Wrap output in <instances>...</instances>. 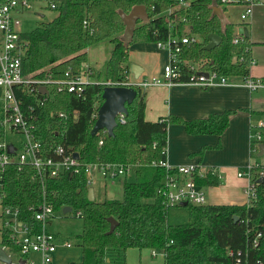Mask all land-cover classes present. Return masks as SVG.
<instances>
[{
  "label": "trees",
  "instance_id": "1",
  "mask_svg": "<svg viewBox=\"0 0 264 264\" xmlns=\"http://www.w3.org/2000/svg\"><path fill=\"white\" fill-rule=\"evenodd\" d=\"M177 1L48 0L54 5L48 8L56 9V16L20 33L25 45L21 70L31 78H60L68 70L78 74L88 61V47L105 40L112 44L99 79H92L80 94L52 91L40 102L38 98L43 93L38 88L29 91L31 84L13 87L25 115L35 116L34 133L44 155L53 156L52 148L61 145L66 151L77 153L82 165L77 172L69 170L48 178L43 188L33 166L23 164L18 168L15 163L7 164L0 178L1 203L18 209L19 220L33 232L40 230V223L33 219L29 207L41 203L44 195L55 211L64 206L80 211L81 259L70 264H126L129 247L159 250L163 264H233L228 250L247 251L249 264H264V183L256 182L255 199L242 204L166 206L158 192L166 175L158 163L166 160L168 123H182L189 134L220 135L228 125L230 110L189 120L178 116L145 120L144 93L139 86L130 84L136 96L126 104L124 121L120 122L117 116L111 132L100 129L95 135L90 133L103 101L105 82L126 79L128 50L134 42H165L175 36L179 51L174 64L180 73L175 80L187 81L199 71H215L229 79L249 75L248 37L241 36L237 43L232 41L236 36L234 25L213 12L222 5L221 0H184L185 6L170 11ZM137 4L145 6L148 20H136L130 38L124 40L122 14ZM211 33L218 35L220 42L206 50L203 47L210 41ZM186 36L198 39L181 43ZM87 162L136 163L135 181L123 182L121 200L90 201L88 174L83 168ZM195 181L217 185L219 177L207 171ZM234 215L238 217L236 221ZM108 217L117 222L111 233H106L110 226ZM257 230L263 235L252 247ZM9 231L3 228L1 245L18 253L19 247L9 239Z\"/></svg>",
  "mask_w": 264,
  "mask_h": 264
},
{
  "label": "built area",
  "instance_id": "2",
  "mask_svg": "<svg viewBox=\"0 0 264 264\" xmlns=\"http://www.w3.org/2000/svg\"><path fill=\"white\" fill-rule=\"evenodd\" d=\"M223 5L242 6L240 13V24L243 25L252 13L253 6L256 0H221ZM32 0H0V87L3 89L0 117V178L4 167L7 164L15 163L20 168V165L28 164L33 166L35 176L40 180L43 188L45 181L51 177H58L65 171L71 170L77 172L79 170L80 161L75 158L73 153L66 151L63 146L57 145L52 148L53 156H45L41 149V142L36 138L35 116L25 115L22 111L19 100L15 97L13 87L17 85H29V91H34L40 86H44L46 91L38 101L42 102L47 99L52 91H74L80 94L84 86L91 82L85 79L82 72L72 74L70 70L66 71L60 78L43 77L31 78L24 76L21 70V60L24 52V41L20 38L19 25L20 18L17 16L18 10H30L33 8ZM51 7L54 5L50 3ZM184 0H178L170 11L178 9L180 6H185ZM84 26L86 21H83ZM233 42L237 43L238 38L242 35L235 31ZM195 41V37H182L181 43ZM179 41L175 36H170L165 42H156L159 48L168 51V61L162 68V76H152L148 79L129 80L126 76L123 82H105V85H124L129 86L135 84L140 88H146L153 85L166 84L172 85L175 83H189L197 85L201 88L231 84V80L215 71H199L192 75L187 81L175 80L180 73L177 70L175 63L176 53L179 51ZM253 62L251 58L250 64ZM201 72H206L203 74ZM242 85L246 86L250 91L258 88H264V77H251L247 75L241 78ZM32 109L31 105L28 106ZM59 115H63L61 112ZM77 111H74L73 117L76 118ZM119 121H124V114H118ZM163 120V119H161ZM19 133L22 137L20 140L21 149L17 152L16 147L11 153L7 151V145L10 142H5L1 139V135L5 132ZM101 143V141H100ZM264 143V120H259L252 126L250 134V152L259 153V145ZM155 163V162H153ZM166 170V175L162 187L158 190L162 201L166 206L178 205L183 201L194 205L207 204V198L204 190L195 181V178L203 177L207 171L213 172L212 169H206L200 164L191 163L186 165H170L166 160L158 163ZM136 163H116V162H87L83 164L85 172L88 174V184L91 182L90 174L98 172L104 179L115 180L123 177L131 171H134ZM238 176H245L247 184L244 188L246 194V202L249 203L256 197V180L264 176V164L258 162H249L242 169L238 170ZM1 188V182H0ZM45 193V191H44ZM2 215L4 217V228H8L9 239L13 244L19 247V258L24 260V264H52L53 256L58 247H70L71 242L68 239L62 238L57 234L47 229V223L55 215V210L51 202L45 195L43 200L36 206H30L29 209L33 212V219L40 223V230L33 232L31 227L19 220V211L16 208L3 206L1 203ZM77 215H81L77 211ZM263 233L260 230L254 232L252 238V247L257 246L259 238ZM155 254V250H152ZM228 254L233 257V264H249L247 251L228 250ZM17 262V260H16Z\"/></svg>",
  "mask_w": 264,
  "mask_h": 264
},
{
  "label": "crops",
  "instance_id": "3",
  "mask_svg": "<svg viewBox=\"0 0 264 264\" xmlns=\"http://www.w3.org/2000/svg\"><path fill=\"white\" fill-rule=\"evenodd\" d=\"M32 1L34 2L32 9L18 10L16 13L21 20L20 32L25 31L22 28L24 22L39 16L43 17L45 11L51 9L50 6L48 8V5H50L48 0ZM242 9L239 4L220 5L222 19L234 25V34L235 31L238 32L240 26H246L247 28L248 35L246 37H248L250 43L249 53L253 59L249 66V75L254 78L264 77V0H256L251 15L243 25L240 24L239 18ZM55 16H49V20ZM91 47L93 46L86 49L88 61L80 71L83 74L87 70V73L83 74L87 80L99 79L98 73L103 69V67L102 69L93 68V65L98 63L91 58L89 52ZM167 61L168 51L159 48L156 42H134L130 44L128 50L129 71L127 78L129 80H142L152 76L160 77L162 76V68ZM133 63L141 67V72L136 78L130 69ZM230 80L231 84L204 88L189 83L159 84L141 88L144 93L145 120H167L170 116H178L189 120L204 118L210 114L222 113L226 110L231 111L228 125L220 135L208 133L189 134L182 123H168L166 128V162L168 164L186 165L196 163L203 168L212 169L218 175L219 182L217 185L199 184L206 194L207 204H242L246 202L244 188L247 184V178L238 176L237 172L252 160L250 134L253 124H256L259 120H264V88L250 91L240 83L241 77H232ZM0 90L3 93L2 87H0ZM41 92L43 93V91ZM2 93H0V117L2 115ZM10 143L12 149H14V143ZM1 212L0 205V246L12 258V252L1 245L4 228V217ZM59 248L64 247H58L57 250ZM133 248L136 247L127 248L126 254L129 249ZM152 250L155 249H149L148 254L151 259L159 254L162 256L163 261L162 252L155 250V254H152ZM15 254H17V262L12 258L10 264H19V254ZM0 264L6 263L0 261Z\"/></svg>",
  "mask_w": 264,
  "mask_h": 264
},
{
  "label": "rangeland",
  "instance_id": "4",
  "mask_svg": "<svg viewBox=\"0 0 264 264\" xmlns=\"http://www.w3.org/2000/svg\"><path fill=\"white\" fill-rule=\"evenodd\" d=\"M56 15V9H48L45 11L43 17L33 18L22 25L23 30L29 31L37 26L41 21H48L49 16ZM198 39V37H195ZM91 58L94 59L98 64L93 65L94 69H102L103 63L107 60L112 49V44L105 40L98 45H93L90 48ZM87 73V70L84 72ZM0 93L2 91L0 90ZM1 139L5 142L14 143L17 152L21 149L20 140L22 139L19 133L5 132L1 135ZM251 162H258L264 164V154L259 155L258 153H252ZM91 182L89 187L93 189V195L95 201H103L104 199H123L122 184L124 181L133 182L135 181L134 171L129 172L123 177L115 180L104 179L98 172H92L90 174ZM54 216L47 223V229L65 239H68L72 246L59 248L55 252L53 258V264H70L72 261H80L81 258V247L79 235L82 230V218L77 215L76 210L63 213L62 209L56 210ZM7 249V248H6ZM9 250V249H8ZM10 251V250H9ZM11 252V251H10ZM149 249H129L128 253H125L126 264H163L162 256L159 254L152 258L148 255ZM13 260H17V254L12 252ZM140 260V262H139Z\"/></svg>",
  "mask_w": 264,
  "mask_h": 264
},
{
  "label": "water",
  "instance_id": "5",
  "mask_svg": "<svg viewBox=\"0 0 264 264\" xmlns=\"http://www.w3.org/2000/svg\"><path fill=\"white\" fill-rule=\"evenodd\" d=\"M214 13H216L220 18H222V12L220 7L214 8ZM123 22L125 23V30L123 39L128 40L132 34L133 28L135 26L136 20L140 19L144 22L148 20V15L145 10V6L142 4L134 5L130 12L127 14H122ZM238 33L247 36L248 31L246 26L238 27ZM210 41L203 47L206 50L214 48L220 42V37L214 33L209 35ZM131 72H133L134 77H138L141 72V67L137 64H131ZM203 74H207L206 72H201ZM40 91L45 92L46 88L44 86L39 87ZM102 103L97 108V116L94 122L93 127L90 130L91 135H95L100 129H105L108 132H111L117 124L116 117L119 113L126 114L127 107L126 104L132 102L134 97L136 96V90L131 86L124 85H105L102 89ZM260 151L259 155L264 154V143L259 145ZM12 146L10 144L7 145V151L9 153L12 152ZM75 158H78L77 153H73ZM256 182L264 183V176L256 179ZM87 199L93 200V189L92 187H88L87 189ZM187 202L183 201L180 205H186ZM71 211L70 206H64L62 208V212L66 213ZM234 221L238 219L237 216H233ZM108 221L110 223L109 230L106 233H111L117 222L113 217H108ZM0 261L6 264H10L12 262L11 256L4 250L3 247L0 246ZM19 264H24L23 259L18 260Z\"/></svg>",
  "mask_w": 264,
  "mask_h": 264
}]
</instances>
